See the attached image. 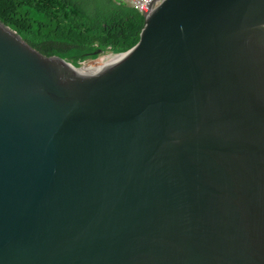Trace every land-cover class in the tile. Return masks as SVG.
Returning a JSON list of instances; mask_svg holds the SVG:
<instances>
[{"label":"water","instance_id":"water-1","mask_svg":"<svg viewBox=\"0 0 264 264\" xmlns=\"http://www.w3.org/2000/svg\"><path fill=\"white\" fill-rule=\"evenodd\" d=\"M144 17L93 68L0 20V264H264V0Z\"/></svg>","mask_w":264,"mask_h":264},{"label":"trees","instance_id":"trees-1","mask_svg":"<svg viewBox=\"0 0 264 264\" xmlns=\"http://www.w3.org/2000/svg\"><path fill=\"white\" fill-rule=\"evenodd\" d=\"M0 20L44 55L80 66L135 47L145 17L117 0H0Z\"/></svg>","mask_w":264,"mask_h":264},{"label":"built area","instance_id":"built-area-1","mask_svg":"<svg viewBox=\"0 0 264 264\" xmlns=\"http://www.w3.org/2000/svg\"><path fill=\"white\" fill-rule=\"evenodd\" d=\"M138 9L141 13L147 14L150 12L154 0H117Z\"/></svg>","mask_w":264,"mask_h":264},{"label":"rangeland","instance_id":"rangeland-1","mask_svg":"<svg viewBox=\"0 0 264 264\" xmlns=\"http://www.w3.org/2000/svg\"><path fill=\"white\" fill-rule=\"evenodd\" d=\"M116 55H114L111 52H107V53H102L100 59H102V63L106 62L109 60V58L111 57H115ZM99 60V59H98ZM97 61H92V60H87L84 63L81 64V66H96L99 65L100 62ZM109 63V62H108ZM101 64V63H100ZM106 64V63H105Z\"/></svg>","mask_w":264,"mask_h":264},{"label":"bare ground","instance_id":"bare-ground-1","mask_svg":"<svg viewBox=\"0 0 264 264\" xmlns=\"http://www.w3.org/2000/svg\"><path fill=\"white\" fill-rule=\"evenodd\" d=\"M119 59H120V56L111 57V58H109L108 61H106V62H104V63H102V59H100L98 62H100L101 64L99 63V65H96V66H85V65H84V67H85V68L105 67V66L108 65V64H111V63L117 62ZM108 62H109V63H108ZM105 63H106V64H105Z\"/></svg>","mask_w":264,"mask_h":264},{"label":"clouds","instance_id":"clouds-1","mask_svg":"<svg viewBox=\"0 0 264 264\" xmlns=\"http://www.w3.org/2000/svg\"><path fill=\"white\" fill-rule=\"evenodd\" d=\"M144 15V14H143ZM115 55V54H114ZM84 63V62H83Z\"/></svg>","mask_w":264,"mask_h":264}]
</instances>
